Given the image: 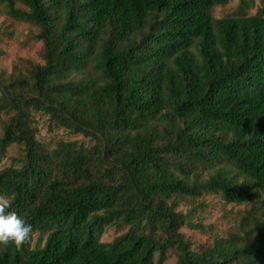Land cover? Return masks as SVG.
<instances>
[{
    "label": "trees",
    "instance_id": "1",
    "mask_svg": "<svg viewBox=\"0 0 264 264\" xmlns=\"http://www.w3.org/2000/svg\"><path fill=\"white\" fill-rule=\"evenodd\" d=\"M231 1L0 0L41 30L44 60L0 80V164L24 152L0 169V195L40 236L0 244V264H160L173 249L177 264H264V0L214 18ZM41 112L93 147L46 152ZM205 194L256 206L194 251L179 201Z\"/></svg>",
    "mask_w": 264,
    "mask_h": 264
},
{
    "label": "rangeland",
    "instance_id": "2",
    "mask_svg": "<svg viewBox=\"0 0 264 264\" xmlns=\"http://www.w3.org/2000/svg\"><path fill=\"white\" fill-rule=\"evenodd\" d=\"M238 6L239 0H232L226 6L215 7L213 16L216 19L233 16L234 12H237ZM260 6L261 0H255V4L247 11V14L255 15ZM15 7L26 9L19 2L15 3ZM40 32L41 30L37 26L13 18L8 14L6 7L0 4V80L2 82H7L12 77L26 75L32 65L44 64L43 44L38 40ZM74 76L75 74L71 78ZM10 116L12 113L2 116L0 135L3 134V123L8 121ZM33 119L37 129V140L46 152H53L61 142H75L84 151L94 145L93 140L89 137L82 133H74L71 129L56 124L46 113H36L33 115ZM23 154L22 146L12 145L2 159L0 169L17 164V160H21ZM254 206L256 204H227L217 194H205L198 199L185 197L179 201L178 210L182 211L184 215L188 214L189 219L181 233L190 243L192 250L199 251L203 246H212L217 237L226 238L233 233L244 213ZM129 229L130 226H119L118 229L116 227L109 228L104 234L103 240L111 242L127 233ZM155 235L160 238L161 233L155 232ZM39 239V233H35L29 239L32 247L37 246ZM177 263V252L173 249L168 251L163 263L160 264ZM153 264H159L157 259Z\"/></svg>",
    "mask_w": 264,
    "mask_h": 264
},
{
    "label": "clouds",
    "instance_id": "3",
    "mask_svg": "<svg viewBox=\"0 0 264 264\" xmlns=\"http://www.w3.org/2000/svg\"><path fill=\"white\" fill-rule=\"evenodd\" d=\"M10 207L9 200L0 195V244L21 245L30 239L33 226Z\"/></svg>",
    "mask_w": 264,
    "mask_h": 264
}]
</instances>
